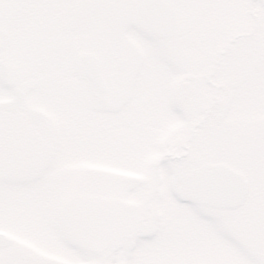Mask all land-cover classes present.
I'll list each match as a JSON object with an SVG mask.
<instances>
[{
	"label": "flooded vegetation",
	"instance_id": "af4514ba",
	"mask_svg": "<svg viewBox=\"0 0 264 264\" xmlns=\"http://www.w3.org/2000/svg\"><path fill=\"white\" fill-rule=\"evenodd\" d=\"M152 1L0 0V76L9 88L0 101L15 100L13 111L0 109V127L11 128L0 130V177L24 181L31 216L24 241L0 230V264H223L225 217L239 218L241 209L249 226L227 227L235 248L264 264V36L254 14L264 0H248L251 19L243 25L250 28L232 35L223 34L222 17L220 34L208 29L215 27L210 11L230 0ZM141 7L154 24L171 20L174 30L154 37ZM139 40L173 44L185 56L173 60L161 47L164 54L153 53L165 66L140 67L142 51L132 45ZM213 48L208 66L204 56ZM46 89L60 105L56 149L47 146L54 140L46 114L32 106L50 105ZM52 153L60 155L55 177L43 173ZM211 168L243 176L242 206L175 199L177 174ZM164 170L174 201L193 210L167 212L159 229L149 203ZM54 182L62 187L60 215L47 229L48 211L38 222L32 209L35 200H50ZM139 187L148 188L143 202L122 201V192ZM245 230L248 243L241 242ZM155 238L153 248L169 251L155 249L150 258L147 243Z\"/></svg>",
	"mask_w": 264,
	"mask_h": 264
},
{
	"label": "rangeland",
	"instance_id": "374dc122",
	"mask_svg": "<svg viewBox=\"0 0 264 264\" xmlns=\"http://www.w3.org/2000/svg\"><path fill=\"white\" fill-rule=\"evenodd\" d=\"M231 3L225 4V7L223 6L221 10L219 8H214L211 10L210 15H212V19L215 20V27L213 28L212 25L208 28L210 31H213L212 34H220L219 28L220 25L223 24V34H238L239 32L243 33L245 32L244 30H248L250 27L248 24L243 25V20L249 22L251 17L248 15L247 11V3L248 0H239V7L236 8L237 14H240L241 22L242 24L238 26L236 24L238 16L233 12L232 4L233 0H230ZM254 14L256 15V18L259 20L257 23V29H256V34L258 35H263L264 36V7L260 2H256L254 5ZM222 17L223 21L219 25L217 19ZM137 28H129V35L130 33L133 35V38L135 36H140L136 32ZM138 39H140L138 37ZM134 40V39H132ZM146 41V40H145ZM144 40H139V41H133L132 45H134L138 51H142L141 54V62H140V67H152V68H161L162 65L165 66L162 60L157 61L155 56L156 54L153 53L154 51H157L159 54H164L163 49L161 47H165L166 51L169 53H173V56H168L171 59H176V60H182L183 57L185 56L184 52L176 49V46L171 44H154L151 43L149 44L148 42L146 43ZM157 45L158 47H155L154 45ZM215 44V43H214ZM216 45V44H215ZM216 49L213 48L212 50L209 51V54L204 56L205 59L208 61V66L211 65V60L214 58L215 55H213V51ZM140 53V52H139ZM182 53V54H181ZM140 55V54H139ZM169 58V60H170ZM157 71V70H156ZM36 76L32 77V80H35ZM32 89V94L33 97L32 99L35 98V86H31ZM44 92H47L45 98H48V102H50V105L47 104L46 101L39 100V101H33L32 106H38L40 109L44 111L48 118V124L47 127L49 128V133H50V139L51 136L53 137L54 142L51 141L47 144L49 148L56 149L60 146L58 143L59 140V132H60V125L59 123V114L56 109L60 107L59 104L55 102H51L54 100L52 97V93L46 89ZM9 96V88L7 87L5 81L0 76V100L7 98ZM131 100H135V98L132 96L130 98ZM43 103V105H42ZM57 104V105H56ZM58 106V107H57ZM46 163L44 166V171L47 175L55 177V174L57 172V168L59 167V162H60V155L57 153H52L47 156V159L43 161ZM175 174V173H174ZM11 176V175H10ZM7 176L0 177V230H4L8 232L10 235L15 236L18 240L24 241L25 233L24 230L27 228V222L31 219L30 217V203L25 201V194L28 192V187L24 186L23 184L24 181H13L14 179H11ZM169 178L170 176H167L166 170L163 171L162 175V180L160 181L161 185L158 188V193L152 197L150 200L151 203H149L150 206V211L152 215L155 216V226L157 227L161 225H165V220L164 217H166L168 214L167 212L170 211H180L181 213H184L186 211H191L193 210L192 207L185 206V205H178L172 195V187L169 185ZM39 182H35L33 185V189L35 191L38 190L39 186H37ZM53 186H49L48 189L51 190L53 189L52 192L49 193L50 200L43 201V200H35L33 203V216L32 219L37 220L40 222V216L44 217V212L48 211L49 215L46 217V219L43 221V225L48 228H55L58 226L57 224V219L60 207H59V192L60 189L62 188L61 186L57 185V182L53 183ZM58 186V187H57ZM148 188H130L124 192H122V201L125 203H133V204H138L143 202L147 198V190ZM38 194V193H37ZM37 197V196H36ZM128 199V201L126 200ZM154 199V200H153ZM137 206V205H136ZM244 210L241 209L239 211V218H231L228 216L225 217V235H224V259H223V264H258L259 262H256V260L252 259V252H245L242 250H245L244 247H241L240 250H236L235 248V242L233 240L232 234L230 233V230L227 228L228 226L236 225V226H241L242 228L245 226H249L247 224V216H244L243 214ZM162 221L161 224L158 225V222ZM41 224L38 226L40 227ZM157 230V228L155 229ZM242 230V229H241ZM246 231V232H245ZM244 232H241V239L242 243H248L250 240V235L248 233V230H245ZM156 238L147 243L148 248H146V251L148 252V257L154 258V252L155 249H158L159 251H168L169 250H163L159 248H153L156 245ZM245 253H248L250 255H245ZM165 257V254L163 255ZM216 264V263H214ZM260 264V263H259Z\"/></svg>",
	"mask_w": 264,
	"mask_h": 264
},
{
	"label": "water",
	"instance_id": "95a60500",
	"mask_svg": "<svg viewBox=\"0 0 264 264\" xmlns=\"http://www.w3.org/2000/svg\"><path fill=\"white\" fill-rule=\"evenodd\" d=\"M150 30L153 31L151 28ZM6 104L10 106L12 102ZM9 106L6 105V108ZM174 193L180 201L233 209L243 202L246 185L241 176L227 169L199 170L177 176L174 181Z\"/></svg>",
	"mask_w": 264,
	"mask_h": 264
},
{
	"label": "trees",
	"instance_id": "16d2710c",
	"mask_svg": "<svg viewBox=\"0 0 264 264\" xmlns=\"http://www.w3.org/2000/svg\"><path fill=\"white\" fill-rule=\"evenodd\" d=\"M0 130H1L2 132H9V131L11 130L9 123L6 122L5 124H3V125L0 127Z\"/></svg>",
	"mask_w": 264,
	"mask_h": 264
},
{
	"label": "bare ground",
	"instance_id": "6f19581e",
	"mask_svg": "<svg viewBox=\"0 0 264 264\" xmlns=\"http://www.w3.org/2000/svg\"><path fill=\"white\" fill-rule=\"evenodd\" d=\"M165 25V24H164ZM164 25H161L162 27H164Z\"/></svg>",
	"mask_w": 264,
	"mask_h": 264
}]
</instances>
